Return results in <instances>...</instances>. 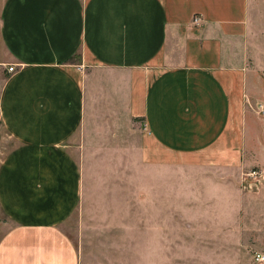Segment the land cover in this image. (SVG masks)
<instances>
[{
    "label": "crops",
    "instance_id": "crops-1",
    "mask_svg": "<svg viewBox=\"0 0 264 264\" xmlns=\"http://www.w3.org/2000/svg\"><path fill=\"white\" fill-rule=\"evenodd\" d=\"M0 41V264H78L62 227L103 173L236 222L264 0H3Z\"/></svg>",
    "mask_w": 264,
    "mask_h": 264
},
{
    "label": "rangeland",
    "instance_id": "rangeland-1",
    "mask_svg": "<svg viewBox=\"0 0 264 264\" xmlns=\"http://www.w3.org/2000/svg\"><path fill=\"white\" fill-rule=\"evenodd\" d=\"M8 66L0 41V72L5 74ZM257 74L258 79L250 80L244 112L249 164L241 189L249 201L236 222L233 215L221 218L214 208L209 214L208 209L195 208L185 192L177 195V209L155 208L152 183L141 190L132 172L129 183L123 184L110 182V174L103 173L97 185L88 188L83 210L62 227L78 264H264L257 260L264 258V73ZM12 146L0 123V161ZM251 171L260 176L247 177Z\"/></svg>",
    "mask_w": 264,
    "mask_h": 264
},
{
    "label": "built area",
    "instance_id": "built-area-1",
    "mask_svg": "<svg viewBox=\"0 0 264 264\" xmlns=\"http://www.w3.org/2000/svg\"><path fill=\"white\" fill-rule=\"evenodd\" d=\"M198 21H199V18L198 17H194L193 18V23L197 24ZM13 71H14L13 66H8L7 72L8 73H12ZM258 176H260V174L258 172H255V171H251V172H248L247 173V177L257 178ZM249 187H251V184L249 185ZM257 260L261 262V261L264 260V258L263 257H257Z\"/></svg>",
    "mask_w": 264,
    "mask_h": 264
}]
</instances>
